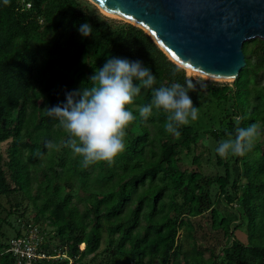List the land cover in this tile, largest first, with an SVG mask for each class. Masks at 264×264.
<instances>
[{
  "label": "trees",
  "instance_id": "1",
  "mask_svg": "<svg viewBox=\"0 0 264 264\" xmlns=\"http://www.w3.org/2000/svg\"><path fill=\"white\" fill-rule=\"evenodd\" d=\"M83 23L93 29L86 38ZM243 50L247 65L232 84H195L145 30L90 0H0V264H14L9 233L31 225L52 256L33 264H264V39ZM110 56L142 61L153 89L193 85L198 117L179 136L162 109L143 120L153 89L142 87L128 106L125 150L85 167L45 108L66 102ZM253 123L260 134L245 155H218ZM199 145L216 171L201 169ZM208 232L222 244L207 245Z\"/></svg>",
  "mask_w": 264,
  "mask_h": 264
},
{
  "label": "clouds",
  "instance_id": "2",
  "mask_svg": "<svg viewBox=\"0 0 264 264\" xmlns=\"http://www.w3.org/2000/svg\"><path fill=\"white\" fill-rule=\"evenodd\" d=\"M92 30L88 23L78 28L85 38L91 36ZM154 83V74L142 61L110 56L87 83L65 93L66 102L45 108V111L48 117L57 119L69 134L66 146L83 158L85 167L99 162L113 164L125 150V129L135 119L128 106L140 94L142 87L153 89ZM192 87L191 84L172 82L153 89L151 103L140 107L139 116L147 121L154 108L162 109L170 113L166 130L179 136L178 127L198 117V109L189 95ZM259 134L254 123L246 128H237L235 139L222 142L216 151L221 157L230 153L243 156L252 148ZM45 147L52 149L56 145L49 141Z\"/></svg>",
  "mask_w": 264,
  "mask_h": 264
},
{
  "label": "water",
  "instance_id": "3",
  "mask_svg": "<svg viewBox=\"0 0 264 264\" xmlns=\"http://www.w3.org/2000/svg\"><path fill=\"white\" fill-rule=\"evenodd\" d=\"M145 30L176 64L236 80L247 65L245 42L264 39V0H90Z\"/></svg>",
  "mask_w": 264,
  "mask_h": 264
},
{
  "label": "built area",
  "instance_id": "4",
  "mask_svg": "<svg viewBox=\"0 0 264 264\" xmlns=\"http://www.w3.org/2000/svg\"><path fill=\"white\" fill-rule=\"evenodd\" d=\"M41 243L42 234L39 227L31 225L24 235L9 240L4 253H10L14 257V264H33L36 260L52 257L40 249Z\"/></svg>",
  "mask_w": 264,
  "mask_h": 264
},
{
  "label": "rangeland",
  "instance_id": "5",
  "mask_svg": "<svg viewBox=\"0 0 264 264\" xmlns=\"http://www.w3.org/2000/svg\"><path fill=\"white\" fill-rule=\"evenodd\" d=\"M98 7V6H97ZM99 11L104 14L105 16L107 17H110V18H113V19H118V20H123V21H126L128 22L126 19H123L121 17H115V16H110V15H107L105 14L99 7H98ZM130 23V22H129ZM187 70V74L189 75L190 74V71L188 69ZM194 77L196 78V80H200L202 81V83L204 84H210V83H218V84H226V83H229V84H232L233 83V80H224V79H216V78H211V77H208V76H205V75H202L200 73H194ZM205 136H202L199 138V144L203 143H207L208 141L206 139H204ZM8 144L5 143V144H2L0 145V152L4 153L6 148H7ZM197 154H201L202 156V160H201V169L204 171V172H214L216 171V168L210 163V162H207V152L205 151V148L203 147V145H199L198 147V150H197ZM234 208H236V204H234ZM230 211V219L233 220L235 218V213L233 211ZM35 213H31L30 214V217L32 218L34 216ZM15 237V232H11L9 233L8 235V241ZM204 241L206 242L207 245H217V246H220V244H222V241H223V237L221 236V234L219 235H214L213 233L211 232H208L207 236H206V239H204ZM82 247V246H81ZM80 247V249H81ZM208 255V253H207Z\"/></svg>",
  "mask_w": 264,
  "mask_h": 264
},
{
  "label": "bare ground",
  "instance_id": "6",
  "mask_svg": "<svg viewBox=\"0 0 264 264\" xmlns=\"http://www.w3.org/2000/svg\"><path fill=\"white\" fill-rule=\"evenodd\" d=\"M100 9H101V7H99ZM102 10V9H101ZM103 11V10H102ZM105 14H107V15H110V16H115V17H120L118 14H109V13H107V12H105V11H103ZM190 72H192V70H190V69H188ZM195 73H197V72H195Z\"/></svg>",
  "mask_w": 264,
  "mask_h": 264
}]
</instances>
